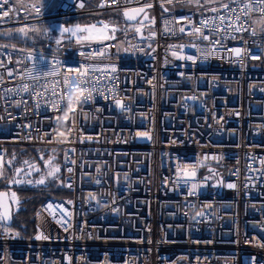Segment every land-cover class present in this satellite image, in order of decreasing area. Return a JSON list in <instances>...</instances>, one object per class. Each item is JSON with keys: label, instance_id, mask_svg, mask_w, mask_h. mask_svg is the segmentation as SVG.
I'll return each mask as SVG.
<instances>
[{"label": "built area", "instance_id": "built-area-1", "mask_svg": "<svg viewBox=\"0 0 264 264\" xmlns=\"http://www.w3.org/2000/svg\"><path fill=\"white\" fill-rule=\"evenodd\" d=\"M184 1L0 0V33L47 35L46 50L18 55L0 43V179L13 149L58 152L69 194L36 209L33 237L0 219V264H264V13L225 3L246 30L197 35L226 9L161 12ZM147 7L154 27L129 24L125 40L103 20L64 25ZM82 81L97 89L86 103Z\"/></svg>", "mask_w": 264, "mask_h": 264}, {"label": "trees", "instance_id": "trees-1", "mask_svg": "<svg viewBox=\"0 0 264 264\" xmlns=\"http://www.w3.org/2000/svg\"><path fill=\"white\" fill-rule=\"evenodd\" d=\"M85 7L87 9H93L97 6L99 0H84ZM221 6V5H220ZM220 6L213 5H204L197 3L194 0H187L182 3L171 4L166 7L161 8V12H172L174 14H179L183 12H193L196 16L205 14L209 11H212L213 7L219 8ZM103 20L108 24H116L121 27L122 31L119 33V39L125 40V38L131 35L133 32L127 31L129 23L124 19L122 12H104L97 14H89L82 17H78L69 21L64 22L65 26L71 25H91L95 22ZM45 24L36 25L34 30L27 34L26 39L22 40L16 36L11 38L0 37V43L5 47L9 48L14 55H18L20 49H37V50H46L45 44L47 41V35L45 34ZM16 28L8 29L13 31ZM6 30V31H8ZM14 47V49L12 48ZM69 48V47H68ZM66 49L60 51L58 54L60 56H65ZM52 54V51H47ZM36 149H24V152L34 151ZM19 152L20 150H12ZM59 154V153H58ZM60 160V158H59ZM2 188V187H1ZM68 193L65 192L60 186L54 185L53 189L50 192L41 193L37 195L28 196L27 199L23 202L20 207L18 214L14 216L13 225L9 228L11 231L19 233L24 238L33 237L37 232V227L35 223V211L49 198H64L68 197Z\"/></svg>", "mask_w": 264, "mask_h": 264}, {"label": "snow or ice", "instance_id": "snow-or-ice-1", "mask_svg": "<svg viewBox=\"0 0 264 264\" xmlns=\"http://www.w3.org/2000/svg\"><path fill=\"white\" fill-rule=\"evenodd\" d=\"M112 2L116 3L117 0H112ZM241 4H242V11L245 13V15H247L250 11H257V10L260 11L261 13H264V7L257 8V5L264 6V0H250V2L248 4H244L243 0H241ZM148 6L150 7L151 5H148ZM0 7H3V4H0ZM221 7L226 9L227 15L225 13H221L218 16L213 17L211 21H209V20H201L200 21L201 27H194L192 29V31L195 34H197V35H201L202 34V27L207 28L210 23H211L210 33H218L221 30H223L225 33H227L229 28H232L233 31H244V30H246L245 27H244V25L247 23L246 19H242L237 14V11L234 8H232V7H228L227 4L221 5ZM137 11H143V9H138ZM212 11L215 12L216 9L213 8ZM123 14L128 20H134L136 18L135 16L129 15L128 11H125ZM217 21H219V23H217ZM180 31L183 32L184 28L182 27L180 29ZM253 35H255V32H253ZM208 38H209L208 35H202V39L207 40ZM210 54L211 53H209V52H205L204 53V58L207 59V56L210 55ZM236 54H237V56L241 55L239 50H237ZM172 55L174 57L181 58L176 51H173ZM185 58L190 59V60L193 59L191 56H187ZM252 58H257V57L255 56V54H253ZM86 85H87L86 81H82L81 82V86L85 89V92L87 93L83 97V102L84 103L88 102L92 98V91H96L97 90L95 88V86H93V88L91 90H89ZM53 96H55L56 99L51 101V106L53 107L54 110H57V111L63 113V111L65 110V108L67 106L65 101H64V99H62L61 97L57 96L55 91L53 92ZM116 103H117V105L121 106V108L123 110H126V109H124V106L121 104V102L119 100H117ZM49 119H51V118H49ZM55 123H57V119H56ZM68 128L71 129V125L70 124L68 125ZM54 130H55V124H54L52 129L47 130L48 134L51 135ZM136 135L141 137V138H146V139H150L151 138L150 137V133L145 132V131H138L136 133ZM24 163L26 165L29 164L28 161H25ZM47 163L49 164V166H51L52 165V160L47 161ZM19 171H26V169L22 168ZM59 171H60L59 166H56V167L52 168V170L49 172V175L52 176L54 179H58L59 177L56 174L59 173ZM68 171L71 172L72 169L69 168ZM18 182H22V181H18V180H14L13 181V183H18ZM36 182L39 183V184H44L45 183V179L43 177H41ZM99 182L100 181L98 180L97 183H99ZM227 186L230 187V188L231 187H235L234 184H228ZM196 194H197L196 185L193 184V185H191V190L189 191L188 195H196ZM13 200H14V202L18 203V201H15V195L14 194H13ZM49 207H51V205H49ZM197 215H199V213H197ZM9 218H10L9 212H8L7 209H5L3 215L0 216V219L7 220ZM194 219H195V217H194ZM38 238H41V237H38ZM251 261H252V258H249L248 264H251Z\"/></svg>", "mask_w": 264, "mask_h": 264}, {"label": "flooded vegetation", "instance_id": "flooded-vegetation-1", "mask_svg": "<svg viewBox=\"0 0 264 264\" xmlns=\"http://www.w3.org/2000/svg\"><path fill=\"white\" fill-rule=\"evenodd\" d=\"M49 160H52L51 166L47 163ZM25 161H28L29 164L26 165L24 163ZM56 166H59L60 168L59 173L56 174L59 177L58 179H54L49 175L52 168ZM22 168L26 169V171H19ZM61 176L62 167L58 152L44 150H34L29 152H24L23 150H20L19 152L13 151L9 154L4 175L0 179V190L15 191L18 194L19 200L23 204L28 196L50 192L56 184V181L61 179ZM41 177L45 179L44 184L36 182ZM14 180L22 182L13 183Z\"/></svg>", "mask_w": 264, "mask_h": 264}, {"label": "water", "instance_id": "water-1", "mask_svg": "<svg viewBox=\"0 0 264 264\" xmlns=\"http://www.w3.org/2000/svg\"><path fill=\"white\" fill-rule=\"evenodd\" d=\"M138 9H143V11H137ZM148 9H149V7L127 10L129 12V15L136 17L134 20H128L123 14L125 11H123L122 14H123L124 19L129 24L139 23V24H146L149 27H154V19L149 16ZM136 33H137V36L141 39L145 37L143 34V27H139L136 30ZM6 163H7V161H6ZM207 170L209 172H214L213 168H209ZM185 176L187 178H191L194 176V174L186 173ZM221 182H222V179H219V181L217 183H212L211 187L212 188H219ZM13 194L15 195V201H18V203L14 202ZM21 204H22V202L19 200L18 194L15 191H13V190H5V191L0 190V211L3 215L5 209H7L9 212V215H10L9 219H7V220L3 219V222H4L6 227H8V228L12 227L14 216L19 213Z\"/></svg>", "mask_w": 264, "mask_h": 264}, {"label": "rangeland", "instance_id": "rangeland-1", "mask_svg": "<svg viewBox=\"0 0 264 264\" xmlns=\"http://www.w3.org/2000/svg\"><path fill=\"white\" fill-rule=\"evenodd\" d=\"M195 2L197 3H201V4H204V5H213V6H220L222 4H225V3H229V2H233V1H236V0H194ZM214 8V7H213ZM34 28L32 29H28V28H16L15 30L13 31H3L0 33V37H5V38H11L12 36H16L17 38H21L22 40L26 39L27 37V34L31 31H33ZM94 34L97 36L98 39L100 40H103L104 39V36L103 35H100L98 36V30H93ZM14 49V47H12ZM57 186H61V179H59L58 181H56V184Z\"/></svg>", "mask_w": 264, "mask_h": 264}]
</instances>
